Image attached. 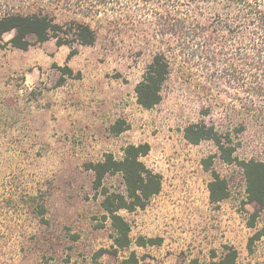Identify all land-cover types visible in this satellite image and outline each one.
Here are the masks:
<instances>
[{"label":"rangeland","instance_id":"1","mask_svg":"<svg viewBox=\"0 0 264 264\" xmlns=\"http://www.w3.org/2000/svg\"><path fill=\"white\" fill-rule=\"evenodd\" d=\"M65 2L0 0V18L43 12L60 24L88 23L97 33L89 47L34 37L26 51L0 47V264H95L100 250L108 251L98 258L101 264H211L227 247L236 249V264H264V238L256 236L263 213L248 200L240 166L264 162V97L247 93L253 86L250 35L230 49L218 48L217 66L188 62L173 51L162 100L146 110L136 86L161 49L158 17L172 8L158 0H114L98 2L100 12L85 17L75 10L76 0L72 8ZM13 36L6 33L3 43ZM118 120L127 130L115 135ZM197 123L229 135L238 145L236 161L221 159L212 140L190 144L184 131ZM143 143L151 150L142 161L163 178L160 201L147 208L167 217L146 225L143 210H122L132 243L114 253L115 231L85 165L107 153L121 161L126 146ZM205 161L227 182L228 197L220 203H211L213 178ZM104 187L126 194L121 174L107 176ZM166 200L193 208L168 212L167 222ZM140 237L162 243L141 247Z\"/></svg>","mask_w":264,"mask_h":264},{"label":"trees","instance_id":"2","mask_svg":"<svg viewBox=\"0 0 264 264\" xmlns=\"http://www.w3.org/2000/svg\"><path fill=\"white\" fill-rule=\"evenodd\" d=\"M113 1L76 0L74 7L77 13L88 17L100 12L98 2L107 5ZM136 1L147 3L151 0ZM158 1L171 7L172 11L158 17V28L162 27L159 34L161 40H158L161 49L154 53L141 82L136 86L137 102L141 107L150 110L161 102L163 85L171 76L175 58L173 51L188 62L196 60L206 62L210 67L217 66L218 48L230 49L239 44L241 37H247V33L250 35L249 48L252 51L248 65L252 70L250 75L253 84L247 93L252 97H264V0ZM65 5L72 8L71 0H67ZM11 32H14V36L7 43H3V36ZM30 37H34L37 43L55 39L59 47L73 44L89 47L97 41L96 30L90 24L75 20L60 24L55 15L48 13L9 14L0 18V47L6 44L26 51L33 45ZM75 54L76 51L73 50L68 59ZM65 70L66 74H72L69 67H65ZM111 130L115 135H119L125 132L127 127L125 122L118 120ZM241 130H244L243 127ZM184 137L193 145H198L203 140H212L218 147L221 159L227 163L236 161L232 155L238 145L232 146L230 136L221 135L214 126H207L205 123L192 124L186 127ZM150 150L148 143L131 144L124 149V158L121 161L115 159L113 154L107 153L102 161L85 165L86 169L94 173L93 188L103 196L101 206L115 231L112 247L114 253L128 248L132 243L131 225L120 212L143 210L151 199L162 191V176L149 169L142 161ZM205 164V169L211 171L209 163L205 161ZM240 166L246 178L248 200L257 203L260 206L259 212L263 213V227L256 236L264 238V162L252 159L240 162ZM211 173L213 180L208 185L210 200L213 204L220 203L228 197L227 182L215 171ZM117 174L122 175L126 194L112 192L104 187L105 178ZM161 243L162 239L140 237L136 240V244L141 247ZM105 252L108 251L100 250L96 253L95 264H101L97 260ZM237 257L236 249L227 247V253L211 264H236ZM135 264H138L137 260Z\"/></svg>","mask_w":264,"mask_h":264},{"label":"crops","instance_id":"3","mask_svg":"<svg viewBox=\"0 0 264 264\" xmlns=\"http://www.w3.org/2000/svg\"><path fill=\"white\" fill-rule=\"evenodd\" d=\"M162 183H163V178H162ZM187 193V192H185ZM163 194V187H162V191L160 192L159 195L153 197L151 200H157V201H160V198ZM169 200H166V203L167 205L165 206V209L167 210V213H171V212H179L183 215V213H187L190 209L193 208V205L192 204H189V202L186 203V201L184 202L183 200L181 201H172V203H168ZM149 205H147L148 207ZM145 208L143 209V211L146 213L145 215L143 214V218L144 220L147 222L146 225H151V223L153 222H156V223H159L163 221V217H167V214L166 216H164L162 213L159 212V210H155L153 211L154 207H149V208ZM163 210V209H162ZM142 211V212H143ZM135 212V211H134ZM168 213V218L165 219L167 222H171L172 220L170 219V215ZM185 219V217H184ZM230 229V227H229Z\"/></svg>","mask_w":264,"mask_h":264}]
</instances>
